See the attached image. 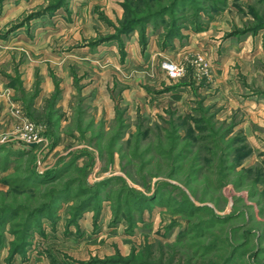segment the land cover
I'll return each mask as SVG.
<instances>
[{
  "label": "rangeland",
  "instance_id": "obj_1",
  "mask_svg": "<svg viewBox=\"0 0 264 264\" xmlns=\"http://www.w3.org/2000/svg\"><path fill=\"white\" fill-rule=\"evenodd\" d=\"M145 242L264 264V0H0V264Z\"/></svg>",
  "mask_w": 264,
  "mask_h": 264
},
{
  "label": "trees",
  "instance_id": "obj_2",
  "mask_svg": "<svg viewBox=\"0 0 264 264\" xmlns=\"http://www.w3.org/2000/svg\"><path fill=\"white\" fill-rule=\"evenodd\" d=\"M138 25L137 22L129 23L132 30ZM97 264H232L225 261L219 263L212 258L203 256L185 255L173 244L162 242H145L137 250L132 249L128 255H116L106 260L96 262Z\"/></svg>",
  "mask_w": 264,
  "mask_h": 264
},
{
  "label": "built area",
  "instance_id": "obj_3",
  "mask_svg": "<svg viewBox=\"0 0 264 264\" xmlns=\"http://www.w3.org/2000/svg\"><path fill=\"white\" fill-rule=\"evenodd\" d=\"M163 69L169 79H177L182 73L181 68L174 62H165Z\"/></svg>",
  "mask_w": 264,
  "mask_h": 264
}]
</instances>
